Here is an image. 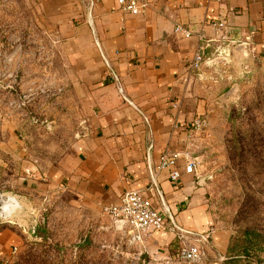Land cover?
Here are the masks:
<instances>
[{
  "label": "rangeland",
  "instance_id": "rangeland-1",
  "mask_svg": "<svg viewBox=\"0 0 264 264\" xmlns=\"http://www.w3.org/2000/svg\"><path fill=\"white\" fill-rule=\"evenodd\" d=\"M207 48L189 73L205 123L191 121L184 152L206 188L212 233L189 234L203 255L187 262L177 245L150 250L151 235L129 242L104 202L54 181L86 130L79 68L41 0H0V193L15 200L0 213V264H264V58L239 41ZM220 229L227 248L212 254Z\"/></svg>",
  "mask_w": 264,
  "mask_h": 264
},
{
  "label": "crops",
  "instance_id": "crops-1",
  "mask_svg": "<svg viewBox=\"0 0 264 264\" xmlns=\"http://www.w3.org/2000/svg\"><path fill=\"white\" fill-rule=\"evenodd\" d=\"M41 4L70 46L88 109L77 155L55 171L54 181L63 179L65 186L89 201L118 203L125 190L147 188L148 144H153V163L164 149L184 152L188 147L194 133L191 121L205 110L189 76V63L200 44L197 32L202 31L209 45L216 38L239 41L264 58V0H160L138 15L119 11L116 0ZM215 21H224L223 30H216ZM176 24L189 27L191 35L175 32ZM111 72L119 78L122 94ZM179 169L177 181L160 174V203L185 232L210 235L206 188L194 173L184 172L183 160ZM153 202L159 204L155 198ZM228 236L226 230H217L207 250L224 253ZM175 245L179 249L180 241L168 230H155L148 240L150 250Z\"/></svg>",
  "mask_w": 264,
  "mask_h": 264
},
{
  "label": "built area",
  "instance_id": "built-area-1",
  "mask_svg": "<svg viewBox=\"0 0 264 264\" xmlns=\"http://www.w3.org/2000/svg\"><path fill=\"white\" fill-rule=\"evenodd\" d=\"M160 0H116L119 11L138 15L145 13L148 9L154 7ZM92 29V34L96 44L99 42L96 38L95 30L92 23L89 22ZM216 30L221 31L225 27L224 21H215ZM175 32H181L184 37H189L192 33L189 27L182 24H176ZM200 44L196 48L194 55L189 63V69L197 70L203 63L205 49L208 47V42L202 31L196 33ZM253 57H256L255 52L250 51ZM110 68L109 63L107 64ZM111 78L116 83L118 91L122 94L123 87L120 84L119 78L114 72L110 73ZM205 121L197 117L192 121V125L198 129L204 125ZM153 144H148L146 149V163L150 173V182L144 190L142 189H127L123 192L118 203L103 204L102 209L105 214L112 218L115 222L121 221L122 227H125V232L128 241L135 244L143 245L145 239L155 230H168L174 233L175 238L180 241L178 249V257L183 261L195 262L201 260L203 251L199 243L188 240V233L182 230L175 219V216L163 206L162 191L160 189V174L165 172L167 177L172 181H177L180 176L179 162L183 160V170L187 173H194L195 160L191 159L188 152L171 151L169 149L162 150L157 158V161H152ZM148 192H152L150 195ZM154 198L159 204H154Z\"/></svg>",
  "mask_w": 264,
  "mask_h": 264
},
{
  "label": "water",
  "instance_id": "water-1",
  "mask_svg": "<svg viewBox=\"0 0 264 264\" xmlns=\"http://www.w3.org/2000/svg\"><path fill=\"white\" fill-rule=\"evenodd\" d=\"M14 198L13 197H10V196H6L5 198H4V195L2 194V193H0V213L2 214V215H4L5 216V214H3L4 212H5V207L7 206V205H11L12 203H14ZM13 206V204L11 205V210H12V207ZM9 214V213H8ZM7 214V215H8ZM117 223V225L118 226H121V224H122V222L121 221H117L116 222Z\"/></svg>",
  "mask_w": 264,
  "mask_h": 264
},
{
  "label": "bare ground",
  "instance_id": "bare-ground-1",
  "mask_svg": "<svg viewBox=\"0 0 264 264\" xmlns=\"http://www.w3.org/2000/svg\"><path fill=\"white\" fill-rule=\"evenodd\" d=\"M14 203H15V201H14ZM14 203H12L13 206H15ZM12 204H11V205H12ZM11 205H7V206L5 207V212H4L3 214L7 215L8 213L11 212Z\"/></svg>",
  "mask_w": 264,
  "mask_h": 264
},
{
  "label": "trees",
  "instance_id": "trees-1",
  "mask_svg": "<svg viewBox=\"0 0 264 264\" xmlns=\"http://www.w3.org/2000/svg\"><path fill=\"white\" fill-rule=\"evenodd\" d=\"M250 234V233H249ZM230 246H228V249H229Z\"/></svg>",
  "mask_w": 264,
  "mask_h": 264
}]
</instances>
